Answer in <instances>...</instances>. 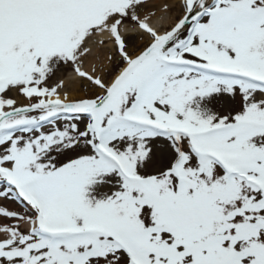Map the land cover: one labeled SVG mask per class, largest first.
Returning a JSON list of instances; mask_svg holds the SVG:
<instances>
[{"label":"snow or ice","instance_id":"obj_1","mask_svg":"<svg viewBox=\"0 0 264 264\" xmlns=\"http://www.w3.org/2000/svg\"><path fill=\"white\" fill-rule=\"evenodd\" d=\"M0 264H264V0H0Z\"/></svg>","mask_w":264,"mask_h":264}]
</instances>
